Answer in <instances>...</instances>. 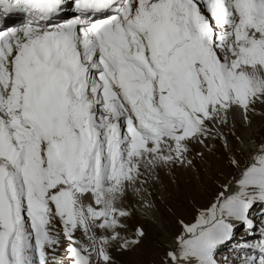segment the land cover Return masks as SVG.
<instances>
[{"label":"snow or ice","instance_id":"1","mask_svg":"<svg viewBox=\"0 0 264 264\" xmlns=\"http://www.w3.org/2000/svg\"><path fill=\"white\" fill-rule=\"evenodd\" d=\"M65 6L0 0L27 16L0 30V264H48L57 221L67 264H111L126 191L264 103V0H69L54 23ZM236 185L180 222L170 264H219L239 228L240 264H264V147Z\"/></svg>","mask_w":264,"mask_h":264},{"label":"rangeland","instance_id":"2","mask_svg":"<svg viewBox=\"0 0 264 264\" xmlns=\"http://www.w3.org/2000/svg\"><path fill=\"white\" fill-rule=\"evenodd\" d=\"M232 113L241 117L239 121L232 117ZM191 143L193 141L188 143L189 153H186V157L193 162L161 165V173L166 176V180L158 179L160 173L157 170L154 172L158 178L155 173L149 176V183L153 182L149 187L151 196L143 184H138L129 188L123 198L117 201V206L126 209L130 215L121 221L123 227L117 229L121 239L111 241L107 246L111 264H170L166 253L176 246V237L182 232L180 222L194 223L197 215L215 203L221 192L231 194L233 184L240 177L239 173L254 161V157L264 147V103L257 102L255 110L247 113V120L242 110L232 109L228 113L227 123L216 125L212 134L204 139V143L194 141V147L190 146ZM249 158L253 160L249 162ZM232 160L238 161V166ZM159 170L161 171L160 168ZM186 171L191 173L187 174ZM145 177L148 178L146 173ZM167 185L169 189L165 191ZM227 186L231 188L228 189ZM136 188L140 191L137 192ZM142 196L145 197L144 200H141ZM253 211L255 214L256 209ZM148 214H152V222ZM127 222L132 223L130 227H127ZM56 224L59 225V222ZM138 229H142L144 233L139 242L129 244L127 249L121 248L120 242H131L137 238ZM238 230L233 238L236 243L232 240V245L223 251L233 250L237 242H244L239 237L241 230ZM76 236L81 237L82 234L77 232ZM64 242L62 240L61 250L59 248L49 255L48 264H67ZM222 253L219 251L217 259L224 264H239L237 260L242 258L240 255H244L234 250L232 253L236 254ZM230 254L233 259L228 256Z\"/></svg>","mask_w":264,"mask_h":264},{"label":"bare ground","instance_id":"3","mask_svg":"<svg viewBox=\"0 0 264 264\" xmlns=\"http://www.w3.org/2000/svg\"><path fill=\"white\" fill-rule=\"evenodd\" d=\"M16 21H14V20H11V21H8V25H15L14 23H15ZM233 109H235V110H239V108H233ZM239 113H241V112H239ZM232 117L233 118H235V120H238L239 121V118H241L240 116L239 117H237V116H235L233 113H232ZM223 132H225V131H223ZM226 137H228L227 135H225ZM251 138V137H250ZM188 143H190V141L188 142ZM191 147H194L195 146V144H194V141H193V144L191 143V145H190ZM189 146V147H190ZM188 153H189V151H188ZM190 158V157H189ZM251 160H253V159H250L249 158V162L251 161ZM191 162H193L192 160H191ZM252 162H250V164H251ZM159 168L161 169V171L159 170ZM167 168V167H166ZM171 168H170V166L168 167V170H170ZM155 170H157L159 173H160V175H159V178H158V176H157V174L153 171L152 173H151V175H148L147 173V175H148V178H146L147 179V182L145 183V184H143L144 186H145V188H146V190H147V192H148V194L150 195V189H149V187L153 184V182L151 181L150 183H149V176H153V175H155L156 174V176H157V178L158 179H160L161 181L162 180H166L165 178H166V176L164 175V174H162L163 173V170H162V166H159V167H157ZM162 172V173H161ZM155 173V174H154ZM186 173L187 174H190L191 172L190 171H186ZM184 174V173H183ZM182 174V175H183ZM241 173H239V175H240ZM180 175V174H179ZM192 175V174H191ZM178 177V176H177ZM239 179V177L236 179V181ZM180 180V179H179ZM181 180H182V178H181ZM236 181H235V183L233 184V186H232V190L233 191H235L236 190V187H237V185H236ZM227 188L228 189H230L231 187H229V186H227ZM165 191H168V189H169V186L167 185L165 188ZM151 196V195H150ZM127 198L129 199V195H127ZM145 199V197L143 198V196H142V199L141 200H144ZM170 200V199H169ZM85 203H87V202H85ZM169 204H170V201H169ZM254 209H256V207L254 208ZM172 210H174V209H172ZM175 212V211H174ZM177 212V211H176ZM165 213V212H164ZM252 214H253V216H254V211L252 212ZM128 218V217H127ZM148 218H150V220H151V222L154 220V218H153V216H152V214H148ZM147 218V219H148ZM132 219H135V218H132ZM156 219V218H155ZM124 220H125V218H124ZM157 220V219H156ZM133 221V220H132ZM131 222V221H130ZM130 222L127 224V227H130L131 226V224H130ZM56 229L58 230V231H60L61 233H62V229H61V227H60V225H58V224H56ZM242 231H244V233H240L239 235L240 236H243V235H246V233H245V230H243L242 229ZM61 237H62V235H61ZM61 240H63V238L61 239ZM119 243V242H118ZM172 244V243H171ZM119 245H121V242L119 243ZM175 245H176V242H175ZM171 246H174V243L171 245ZM176 247V246H175ZM173 249V248H172Z\"/></svg>","mask_w":264,"mask_h":264}]
</instances>
